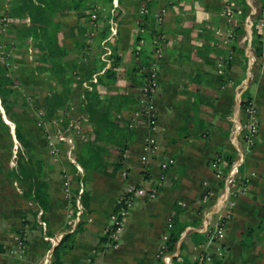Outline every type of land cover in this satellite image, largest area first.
<instances>
[{
  "label": "crops",
  "instance_id": "obj_1",
  "mask_svg": "<svg viewBox=\"0 0 264 264\" xmlns=\"http://www.w3.org/2000/svg\"><path fill=\"white\" fill-rule=\"evenodd\" d=\"M245 1L253 13L260 5V0ZM143 4L146 10L141 12ZM95 5L106 7L95 28L90 20L92 8L84 5L60 15L68 48L64 60L76 65L81 78L98 73L96 88L104 96L138 94L143 66L153 56L154 40L161 34L163 56L153 126L139 122L123 169L112 176L92 174L85 184L89 206L79 212L63 186V169H69L64 147L58 154L51 151L47 129L35 108L55 81L38 71L29 57L31 41L16 42V81L32 100L15 110L23 113L17 121L32 144V156L29 159L16 137L15 123L8 120L0 99V264H42L45 258L50 264L55 245L73 231V246L66 251L63 264H168L157 253L165 242L164 234L170 232L172 217L184 226L172 250V264H195L203 253L211 255L205 264H264V56L254 52L255 32L234 29L238 15L235 21L227 20L225 0H96ZM112 7L118 16L115 35L108 29ZM163 9V21L158 23L155 14ZM145 17L146 25L142 24ZM141 27L143 31L138 30ZM230 29L235 32V54L226 67V80L221 81L216 58L226 48L218 42ZM105 44L112 49L109 64L102 56ZM108 68L112 70L104 75ZM75 87L82 88L80 83ZM204 94L216 97L214 108L207 106V111H201L197 103ZM245 97L258 109L259 134L240 165L233 185L237 193L232 197L211 161L220 150L236 153L241 144L234 128L243 118L240 103ZM149 136L156 140L154 152L144 148ZM167 158L174 161L161 178L160 164ZM35 180L46 184L40 189L45 207L41 197H35L31 186ZM132 183L157 186L158 192L152 198L137 197L124 230L114 241L101 242L117 199ZM227 211L230 216L225 218ZM223 218V236L211 237ZM80 219L84 222L75 229ZM248 229L251 234L245 239Z\"/></svg>",
  "mask_w": 264,
  "mask_h": 264
},
{
  "label": "trees",
  "instance_id": "obj_2",
  "mask_svg": "<svg viewBox=\"0 0 264 264\" xmlns=\"http://www.w3.org/2000/svg\"><path fill=\"white\" fill-rule=\"evenodd\" d=\"M95 3L96 0H10V6L3 7L4 12L0 15V17L7 15L24 19V21L21 20L20 23L10 26L8 32L15 34V37H30L33 39V48L38 52V57H32V60L37 70L43 72L47 79L55 81V84L51 86L40 104L35 108L43 112L42 116L49 123L61 116L63 128L66 127L71 118H77L80 121V135L77 138L74 152L77 162L84 169V173H81L77 165L69 159L66 164L69 167L72 182H76L75 184L72 183V193L70 195L71 203L75 209H78L76 196L81 183H83V191L80 194L84 206L83 211L89 206L90 191L85 184L92 177V174L98 172L112 176L118 170L124 168L130 143L138 135L137 126L139 122H133L134 112L140 110L142 113L139 117L141 121H146L150 128L153 126L150 117L152 111L147 115V110L141 105V90L138 94L129 91L104 96L96 88V83L101 78L98 73L97 81L90 82L91 88L81 85L82 88L77 90L75 87L78 74L76 65L64 60L68 48L61 31L60 15L66 11L77 10L83 5L93 9ZM237 4L242 9L236 14V17L238 15L237 21L234 20L235 17L233 18V21H235L234 29L243 33V17L247 13L248 4L245 0H237ZM103 5L107 6L106 4ZM146 23L145 17L142 24L146 25ZM154 25L155 19L151 22V26ZM231 47L235 49L236 44L232 43ZM226 52L227 50L224 49L220 53ZM255 52L258 56L262 55L261 38L256 31ZM231 59L227 60L224 72L220 73L221 81H225L227 78L226 67L230 64ZM111 70L106 69L104 75ZM92 75L93 73L90 72L84 78H90ZM20 86V83L16 81V76L11 72L8 60L0 58V99L7 116H12L13 113L17 112L15 106L29 103V97ZM215 100L216 97L213 94L201 95L197 99L199 109L202 111L206 108L205 111H207V106L214 108ZM249 100V97L243 98L241 105H245ZM61 110H63V113H61ZM15 133L18 140L25 146L30 159L32 144L26 138V133L23 132L22 125L17 120H15ZM60 146H64L62 142ZM217 154L227 160L226 170L236 155L234 152L221 150ZM29 159L26 162L31 165L32 160L30 164ZM19 165L21 168L25 166L22 163H19ZM110 167L111 169H109ZM24 168L26 169V167ZM9 173L15 177V172L10 171ZM45 185L37 180L31 185L35 187L36 199L41 197L40 203L43 206L42 194H44V191H40V189ZM117 208L118 204L116 202L113 210ZM82 222H84V219L78 221L75 229H78ZM183 227L176 217L171 218L169 239L167 241L169 250L174 249ZM250 234L251 229H248L243 237L246 239ZM73 235L74 231L65 233L62 236L53 249L50 264H63L66 251L73 246ZM210 236L216 238L211 233ZM100 240L101 242L112 241L110 231H104ZM244 244L246 242L243 241Z\"/></svg>",
  "mask_w": 264,
  "mask_h": 264
},
{
  "label": "built area",
  "instance_id": "obj_3",
  "mask_svg": "<svg viewBox=\"0 0 264 264\" xmlns=\"http://www.w3.org/2000/svg\"><path fill=\"white\" fill-rule=\"evenodd\" d=\"M116 5V3H115ZM240 8V5L237 4V0H225L224 5V13L229 22L233 21V18L236 16ZM106 10V7L103 5H95L90 13L91 23L93 24L94 28L98 26L100 14ZM146 10V4H143L141 7V12ZM165 9L159 11L155 14L156 21L161 23L163 21V14ZM115 7L109 9V22H110V35H115L118 32V20L114 16ZM108 13L106 15H108ZM100 15V16H99ZM1 20L4 23L7 21V16L4 15L1 17ZM244 33L246 30L249 29L251 32H257L261 38L262 43V56H264V0H260V5L255 12H248L246 15L244 22ZM4 28V27H3ZM139 31H143L144 28L141 27L138 29ZM95 30L91 31V34H94ZM235 37V32L233 29H230L225 36H223L218 45L224 46L227 50L226 53H220L216 58V66L217 71L219 73H223L226 62L228 59L233 58L235 54V50L231 47L232 40ZM143 41V39H140ZM155 45L153 50V56L150 58L149 62L143 66L144 69V79L141 84V105L147 110V115L151 112V123L154 121V96L155 91L158 87V71H159V60L163 56V36L161 34L157 35L155 38ZM104 52H103V59L109 64L111 61L112 49L108 45H104ZM255 50V49H254ZM255 52V51H254ZM252 61L255 60L254 53L252 54ZM76 83H80L81 85L91 88L90 82L97 81V73H94L90 78H81L79 75L76 76ZM242 101V100H241ZM241 112L243 114V118L238 124L235 126V130L237 131V136L240 135L241 144L237 146L236 155L232 160L231 164L229 165L228 169H225L227 165V160L219 155L215 154L211 161V167L218 177H220L224 184L227 186L228 194L233 197L236 195L237 192L233 189V185L235 184L236 176L240 171V165L245 161L246 156L251 153L253 148L256 145L257 137L259 134V120H258V109L256 105L249 100L245 105H241ZM63 113V110H61ZM43 112L40 111L39 113V121L40 123L47 129L49 143L51 146V151L54 154H58L62 148L60 143L64 145V150L66 152L67 158L74 162L79 171L82 173L83 168L77 162L75 156V147L77 138L80 135V121L77 118H71L66 125V127H62L61 121L62 117L53 119L52 122H48L43 116ZM141 111L137 110L133 114V122H140L141 119L139 118L141 115ZM48 126L52 127V130H48ZM236 136V138H238ZM145 150L154 152L157 148L156 140L153 136H149L146 139V143L144 146ZM173 158H167L161 162V175L160 177L163 178L165 176L166 170L169 166L173 163ZM63 186L65 189L66 194L70 197L71 195V187H72V178L69 169H63ZM83 191V183H81L77 196H76V204L78 207L79 212H83L84 206L80 199V194ZM158 192L157 186L145 187L136 184H129L126 190L119 196L117 199L118 208L113 210L109 216V223L105 226L104 231H110V235L112 236V241L118 236V234L124 230L125 220L133 206V203L137 197L140 196H147L149 198L155 197ZM234 202L231 200L230 204L232 205ZM230 216V211H227L225 214V218ZM225 218L221 220L215 228L212 229L211 235L217 237L223 236V223ZM169 227H171V222L169 223ZM165 242L158 250V255L163 256L165 261L168 264H172L173 258V251L169 250L168 248V239L169 233L164 234L163 236ZM211 260L210 254H200L196 258L195 264H205L206 261ZM42 264H49V259L45 258L42 261ZM109 264V263H105Z\"/></svg>",
  "mask_w": 264,
  "mask_h": 264
},
{
  "label": "rangeland",
  "instance_id": "obj_4",
  "mask_svg": "<svg viewBox=\"0 0 264 264\" xmlns=\"http://www.w3.org/2000/svg\"><path fill=\"white\" fill-rule=\"evenodd\" d=\"M5 6L6 7L10 6V0H1V2H0V15L4 12L3 7H5ZM241 9L242 8L240 7L239 10L241 11ZM240 11H238V13ZM248 12H249V10L247 9L246 15L248 14ZM90 13H91V11H90ZM116 13L117 12L115 10L114 16L117 19L118 16ZM246 15L243 17V22H244ZM21 20L24 21V19H19L17 17L14 18L13 16H7V21L4 23V21H2L1 17H0V58L8 60V64L11 67V72L14 75H15V45H16V42L27 44V41H31L32 45L28 49V55H29V57H38V52L35 51V49L33 48V39L32 38H30V37L29 38L15 37V34H13V33L10 34L8 32V28H10V26L15 25V23L16 24L20 23ZM29 100H32V99L29 98ZM20 103H22V102H20ZM17 106L20 108H23L26 105H24V103H23V105H17ZM39 113H40V110L37 111L38 118H39ZM22 116H23V113L17 112V113H13L12 116H7V118L11 123H15V119L19 120L22 118ZM47 128H50V127L48 126Z\"/></svg>",
  "mask_w": 264,
  "mask_h": 264
}]
</instances>
